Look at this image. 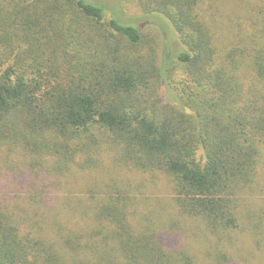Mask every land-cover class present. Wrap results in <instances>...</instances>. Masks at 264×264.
<instances>
[{
    "label": "trees",
    "instance_id": "16d2710c",
    "mask_svg": "<svg viewBox=\"0 0 264 264\" xmlns=\"http://www.w3.org/2000/svg\"><path fill=\"white\" fill-rule=\"evenodd\" d=\"M202 5L0 0V264H238L240 236L262 248L264 0L229 33ZM156 180L165 195L142 192Z\"/></svg>",
    "mask_w": 264,
    "mask_h": 264
},
{
    "label": "rangeland",
    "instance_id": "374dc122",
    "mask_svg": "<svg viewBox=\"0 0 264 264\" xmlns=\"http://www.w3.org/2000/svg\"><path fill=\"white\" fill-rule=\"evenodd\" d=\"M246 1L247 0H202L203 3L202 7L204 6L203 9L208 10L206 12L212 14L213 21L216 19V22H219V23L215 22L216 24H218L220 27H226L229 33L236 30L237 21L234 20L235 14L242 10V5ZM127 8L130 9L123 8L124 14L128 17V19L131 22H134L140 29H144L145 32L149 33V36L153 37L154 39L157 35L161 36L160 32L157 31L154 27H151L150 24L139 20V16H136L132 7H127ZM168 31L169 32L167 34H162V39L164 40L163 49L165 55L167 53L168 54L167 56H172V53L175 51L174 49L176 48L178 49L177 46L178 39H177V35L174 32H172L170 29H168ZM12 161H13L12 163H16V161L15 162L14 160ZM2 168L7 169L5 167ZM164 190H165L164 182H160L156 180L155 183H153V186L146 187L145 189L142 190V192H145L147 196L154 195L160 197L162 195H165ZM252 202H254L257 205V203H260V200L254 197V201ZM68 222L72 224V219L70 218ZM73 222L75 223V221ZM70 226L71 225H68L67 227ZM236 246H238V249L242 252L243 257L245 258L244 260H239L238 264H264V254L259 258H257L256 260L247 254L248 252H254V253H256V251L263 252L264 238L262 244L260 245L262 247L261 249L257 247V245L254 243L253 236L250 235L240 236V239H238V244H236Z\"/></svg>",
    "mask_w": 264,
    "mask_h": 264
}]
</instances>
